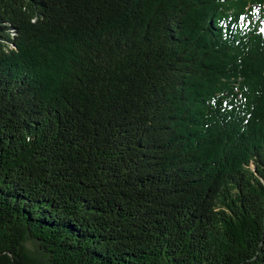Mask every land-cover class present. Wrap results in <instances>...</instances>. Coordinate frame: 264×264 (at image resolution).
Segmentation results:
<instances>
[{
  "label": "trees",
  "instance_id": "1",
  "mask_svg": "<svg viewBox=\"0 0 264 264\" xmlns=\"http://www.w3.org/2000/svg\"><path fill=\"white\" fill-rule=\"evenodd\" d=\"M0 264H264V0H0Z\"/></svg>",
  "mask_w": 264,
  "mask_h": 264
},
{
  "label": "rangeland",
  "instance_id": "2",
  "mask_svg": "<svg viewBox=\"0 0 264 264\" xmlns=\"http://www.w3.org/2000/svg\"><path fill=\"white\" fill-rule=\"evenodd\" d=\"M244 26H245V27L247 26V20L245 21ZM27 245H28L29 248H32V249H33V247H32L33 245H32L31 242H28Z\"/></svg>",
  "mask_w": 264,
  "mask_h": 264
}]
</instances>
